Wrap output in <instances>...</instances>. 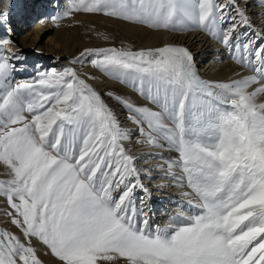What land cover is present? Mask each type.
Wrapping results in <instances>:
<instances>
[{
	"label": "snow or ice",
	"instance_id": "snow-or-ice-1",
	"mask_svg": "<svg viewBox=\"0 0 264 264\" xmlns=\"http://www.w3.org/2000/svg\"><path fill=\"white\" fill-rule=\"evenodd\" d=\"M72 12L155 30L198 28L252 74L202 79L190 50L171 43L86 48L70 61L90 59L149 101L151 107L105 94L128 110L138 143L176 153L159 167L191 189L184 193L194 194L186 201L191 214L152 228L136 204L137 190H148L123 143L130 131L88 83L95 77L66 66L13 84L20 57L9 38L0 39V165L7 170L0 196L18 230L0 228V264H45L34 241L56 264H264V30H241L252 28L246 6L75 0L65 15Z\"/></svg>",
	"mask_w": 264,
	"mask_h": 264
},
{
	"label": "bare ground",
	"instance_id": "bare-ground-1",
	"mask_svg": "<svg viewBox=\"0 0 264 264\" xmlns=\"http://www.w3.org/2000/svg\"><path fill=\"white\" fill-rule=\"evenodd\" d=\"M239 2L241 7L246 6V14L252 21V28L257 31L264 30V6L259 3V0H239ZM74 3L75 0H17L15 2L13 0H0V16L5 14L7 16L6 22L0 19V32L2 28L7 30L5 34L4 31L2 34L0 33V39L9 38L12 43L8 47L20 57L19 62L13 61L18 67V71H16L17 77H15L17 82L20 81L19 78L22 76H18V73L24 74L28 72L32 65L33 69L36 68L37 71H41L44 70L46 65H54L55 67L60 64H70V61L74 57L79 56V53L83 49L92 44L88 39H92L94 32H99L103 28L106 29V27L109 32L120 28L125 34L134 37H139L140 34L147 33V42L153 44L156 42L152 38L156 40L157 34H163L161 43L179 44L190 50L195 64L200 66L198 74L201 78L205 77L206 80L228 81L230 79H237L241 75H246L249 71L237 67L235 65L236 62H233L234 60L230 58L227 60V57H229L228 51L225 53L222 51L220 54V50L218 49L221 44H211L206 37L210 34L203 30H196L184 34L165 35V31H151L140 25L119 21L103 14H84L82 12H72L71 15H66V19L61 22L59 20L64 16L51 20L47 19L46 10L53 8L59 10L62 6H73ZM82 15L86 19L81 25H75L77 23L70 24L67 19L72 16L77 17ZM41 16L43 18H40L31 31H28L30 22L37 20ZM49 32L53 33L48 35L45 42H42ZM77 32H81L84 38L83 43L73 38ZM224 56L226 60L222 59ZM71 65H73L82 77L85 73L91 75L96 73L87 63L83 66L78 63ZM92 82V85L97 91H100L103 86H114L119 89L117 85L111 82ZM122 91L123 89L121 88L120 92ZM107 104L113 106L111 107L109 105L113 111H118L115 114L121 125L130 131L131 139L123 143L128 153L137 157L136 167L140 169L141 182L144 184V188L148 190L147 193L140 189L137 190L141 191L143 195L137 200L136 204L138 208H141L147 214L151 227H163L169 223H173L172 217L181 213L190 215L191 213L188 211L186 201L193 198L194 194L193 196H186L184 193L191 192V189L186 186H181L170 177L166 178L164 175L167 170L166 167H159L165 161L175 159L176 153L168 149L167 146L161 149L150 147L142 142L138 143L137 141L140 140L139 132L136 130L135 124L127 118L128 114L123 113L120 110L121 107H115L116 103L113 100H108ZM149 152L162 153L164 159L161 160L158 155L149 156ZM0 168L6 169L3 165H0ZM175 171L179 175V169ZM141 200L143 203H141ZM181 202H185L184 207H181Z\"/></svg>",
	"mask_w": 264,
	"mask_h": 264
},
{
	"label": "rangeland",
	"instance_id": "rangeland-1",
	"mask_svg": "<svg viewBox=\"0 0 264 264\" xmlns=\"http://www.w3.org/2000/svg\"><path fill=\"white\" fill-rule=\"evenodd\" d=\"M15 1H17V0H13V2H15ZM72 7H73L72 5H69V6H66V7H63L62 6V7H60L59 10H57L55 8L50 9V10H46L47 11V13H46L47 19L48 20H51L54 17L55 18H59V17L64 16L63 18H61L59 20L61 22V21H63V20L66 19L65 13L68 12ZM40 18L42 19L43 16L38 17V19L35 20V21H33V22L31 21L32 23L30 22V25L28 26V31L29 30L31 31V29L37 24V22L40 20ZM67 19L70 22V24L77 23L75 25H78V24L81 25L85 21L86 18H85V16L82 15V16H77V17L72 16V17H69ZM114 19H116V18H114ZM117 20H119V19H117ZM119 21H122V20H119ZM123 22H125V21H123ZM251 29L253 30V28L243 27L241 30L243 32H246L247 31V33H249V35H250V34H252V30ZM150 30L151 31H160V32L161 31H165L166 32L165 35H167V34H184V33H190L192 31H196V30H200V29H198V28H188V29H185L183 31H173V30H163V29H159V30L150 29ZM3 31H4V34H5V32H7V30L5 28H2V30H1L0 33L2 34ZM81 32H77L73 36V38L75 40L81 41L80 43H83L84 38L81 35ZM52 33L53 32H49L44 37V39L42 40V42H45V40H47V38H48V35H51ZM122 33H124V32L121 31L120 28H117V30H112L111 32L108 31V28L107 27H106V29L103 28L99 32H94L92 39H88V40L91 41L92 44H90V46H87V48H106V47L121 48V47H124V48H131L132 50H138V49H141V48H149V47L156 48V47H162L163 45H165V44L161 43V41L163 39V34H161V33L160 34H157V39L156 40L154 38H152V40L154 42H156L155 44L148 43L147 42V39H148L147 33L140 34L139 37H134V36H131V35H128V34H125V33L122 34ZM1 34H0V36H1ZM105 37H107V39H105ZM206 37L209 40V42H211V44H213V43H216L214 45H219L220 44L211 35H207ZM87 42H89V41H87ZM218 50H220V54L222 53V51L224 53L227 51L226 49H224L222 47V45H220V47H219ZM82 51H84V49ZM228 58L232 59L230 56L227 57V60H229ZM222 59H225L226 60L225 56L222 57ZM233 62L235 63L236 61L234 60ZM86 63L90 65L91 69H94L96 71V73L94 75H92V76L95 77V79L89 80L88 83H90L92 85V83H93L92 81H100L101 83L111 82V83H113V84H115V85H117L119 87V89H118L117 87H114V86H112V87L111 86H107V87L106 86H103L102 89H100V91H98V92H100L102 94V96L105 99L106 103L108 102V100H113L116 103V106L115 107H118V108L121 107L120 110H122L123 113L125 112L126 114L129 115L128 110L125 107H123V105L119 104L115 99H113V98L108 97L107 95H105L107 92L112 91V92H115L118 95H121V96H124L125 98L130 99L132 102H134L137 105H147V106H150L151 107L150 102L147 101L146 99H144V97H142L141 95H139L138 92L134 91L132 89V87L125 86L124 84L119 83L113 76H110L108 74H105V73L101 72L100 70L94 68L91 65V63H90V59H85V60H83L81 62H78V64L81 65V66H83ZM237 64L239 65V63L236 62V64H235L237 67H240L242 69L249 70L246 75L252 74V69L251 68H248V67H245V66H242V65H239L238 66ZM66 66L73 67V65H71V64H67V65L60 64V65H56L55 67H54V65H52V66L51 65L50 66L49 65H46L44 67V70L37 71L36 68L33 69V65H32L30 67V70L28 72H26L24 74L18 73V76H21L22 75L19 78V80L32 81L35 78H39V73L49 71L52 68H56L57 70H62ZM195 66H196V69H197V72H198L200 66H198L197 64H195ZM16 68L18 69L17 66H16ZM16 74H17V72L12 73V76L14 77V79L11 80V83H13V84L16 81L15 80V77H17ZM202 79H206V78L205 77H202ZM121 88L123 89L122 92H120ZM124 91H126V92H124ZM259 99L264 100V97H260ZM110 106L113 107L112 105H110ZM114 113H118V111H114ZM6 172H7L6 169H1L0 168V178H6ZM135 195H136V202H137V200L139 198H141L143 194H141V191H137ZM9 210L10 209L8 208V205H7V202H6V198L3 197V196H0V228H9L12 231H18V230H16L14 228V226H12L10 224V221L8 220V217L5 215V213L7 211H9ZM34 245L37 246V249H38V252H39V254L41 256V259H43L45 261V264H56L55 258H53V257H51L50 255L47 254V249L46 248H44L43 246L39 245V243L38 242H35V241H34Z\"/></svg>",
	"mask_w": 264,
	"mask_h": 264
}]
</instances>
